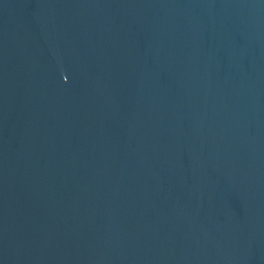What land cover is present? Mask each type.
I'll return each mask as SVG.
<instances>
[{"label": "water", "instance_id": "water-1", "mask_svg": "<svg viewBox=\"0 0 264 264\" xmlns=\"http://www.w3.org/2000/svg\"><path fill=\"white\" fill-rule=\"evenodd\" d=\"M50 264H264V0H0Z\"/></svg>", "mask_w": 264, "mask_h": 264}]
</instances>
